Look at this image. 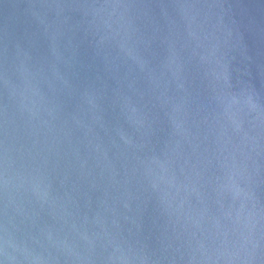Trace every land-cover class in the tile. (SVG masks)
Returning a JSON list of instances; mask_svg holds the SVG:
<instances>
[{"label": "water", "instance_id": "1", "mask_svg": "<svg viewBox=\"0 0 264 264\" xmlns=\"http://www.w3.org/2000/svg\"><path fill=\"white\" fill-rule=\"evenodd\" d=\"M0 264H264V0H0Z\"/></svg>", "mask_w": 264, "mask_h": 264}]
</instances>
